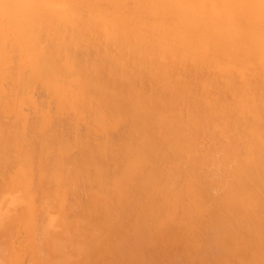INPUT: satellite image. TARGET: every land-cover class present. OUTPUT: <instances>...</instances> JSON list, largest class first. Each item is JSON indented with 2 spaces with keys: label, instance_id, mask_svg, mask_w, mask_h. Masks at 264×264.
Wrapping results in <instances>:
<instances>
[{
  "label": "bare ground",
  "instance_id": "1",
  "mask_svg": "<svg viewBox=\"0 0 264 264\" xmlns=\"http://www.w3.org/2000/svg\"><path fill=\"white\" fill-rule=\"evenodd\" d=\"M37 83L56 116L0 115L5 264H264V0H0V104Z\"/></svg>",
  "mask_w": 264,
  "mask_h": 264
},
{
  "label": "rangeland",
  "instance_id": "2",
  "mask_svg": "<svg viewBox=\"0 0 264 264\" xmlns=\"http://www.w3.org/2000/svg\"><path fill=\"white\" fill-rule=\"evenodd\" d=\"M17 57H18V55L17 54H13V58H15V60L17 59ZM30 74V72H27L26 74H25V72H24V75H23V77L24 78H28L29 79V77L30 76H28ZM7 78L8 79H10V80H13V77H11V76H7ZM14 79H17V77H15ZM25 80V79H24ZM4 83L6 82L5 80L3 81ZM5 84H7V82L5 83ZM7 86V85H6ZM32 87H29V89H27V90H31L30 92H28V93H23L22 91H24V90H21V93L19 94L18 92H17V94L16 95H20L19 97H17L16 95V97L14 96V99H13V102H7V103H12V104H10V105H6V103H3V104H0V115H2L1 116V119H2V117L4 118V116H5V118H4V120H6L5 122H8L9 120L10 121H15V118L13 119L12 117V119H6L7 117H8V115H12V116H14V117H16L15 116V114H14V112H15V110H16V112H18V114H22L23 115V113H24V115L25 116H27V119H28V117H29V119H31L32 121H33V125L36 123V125H37V118L39 117H33V115L37 112L38 113V111H36L35 110V106H36V109H39L40 107H42L43 109V111L45 110V109H49L48 110V112L50 111V113L52 112L53 113V115L54 116H56V114H54L55 113V108H56V106H54L55 104H53L54 102V100H50L51 98L49 97V101H48V94L45 96V94H46V92H44V89H42L43 87H42V85L40 84H36L35 86L34 85H31ZM41 86V87H40ZM6 88V87H5ZM18 88H20V87H18ZM31 88V89H30ZM32 88H33V90H32ZM21 89V88H20ZM19 90V89H18ZM17 90V91H18ZM25 94V95H24ZM31 95V96H30ZM32 96H34L33 98H32ZM38 96H40V97H38ZM44 96H45V100H46V102L44 101ZM43 97V98H42ZM19 98V99H18ZM29 99L30 101L28 102L27 101V99ZM39 100V102H37L36 100ZM40 98V99H39ZM22 99V100H21ZM42 99V100H41ZM24 100H25V102H24ZM35 100V101H34ZM43 102L44 101V104L45 105H42V103H40L41 101ZM20 102V103H19ZM23 102H24V104H23ZM48 102V103H47ZM13 103H14V105H13ZM41 104L42 106H40V105H35V104ZM51 104V106H50V104ZM49 104V105H48ZM21 105H23V106H21ZM26 105H29V106H27V107H25ZM30 105H31V107H30ZM47 105V106H46ZM40 106V107H39ZM43 106H46L45 107V109H44V107ZM54 107V109H53V107L50 109L49 107ZM66 107H64V109H65V116H70V118L72 117V115H73V113L72 112H70V111H68L69 110V108L70 107H67V106H69V105H65ZM38 107V108H37ZM18 110H17V109ZM28 108V109H27ZM32 108V109H31ZM15 109V110H14ZM25 109V110H24ZM29 109H30V111H29ZM9 110H12V111H14V112H10ZM27 111H28V113H27ZM36 111V112H35ZM68 111V113H66ZM8 112V113H7ZM71 114H70V113ZM13 113V114H12ZM27 113V114H26ZM36 113V115H34V116H37L38 114ZM51 113V114H52ZM5 114V115H4ZM28 114H31V116H29ZM50 114V115H51ZM4 115V116H3ZM52 116V115H51ZM64 116V117H65ZM31 117V118H30ZM53 117V116H52ZM50 118V121L52 122L51 124H49V126H54V125H52V124H55V122L53 123V121H56V117L54 118ZM9 118V117H8ZM33 118H35V119H33ZM53 119H55V120H53ZM87 119V118H86ZM29 121L30 122V125L32 124L31 122L32 121ZM35 120V121H34ZM9 121V122H10ZM37 121V122H36ZM29 122H28V124H29ZM35 122V123H34ZM11 123V122H10ZM6 125H9V123H5ZM38 126V125H37ZM78 128L80 129V128H83L84 129V126H83V124H80L79 123V125H78ZM52 129V128H51ZM53 129H55V127L53 128ZM82 129V130H83ZM32 131H33V128L31 129ZM36 131V129H34V132ZM32 133V134H36V133ZM80 132L82 133V131H81V129H80ZM104 132V131H103ZM103 132L101 133V135L103 134ZM31 133V132H30ZM32 134H31V137H32ZM29 135V134H28ZM72 150H76V148H72ZM41 161V159H35V162H40ZM29 171L27 170V171H25V170H20V171H16V172H13V173H3L2 174V177H1V179H4V180H6V182H10L12 185H17V184H19L20 182L22 183V181H24L25 179H24V176L28 173ZM49 179V178H48ZM24 185V184H23ZM25 186V185H24ZM17 188H19V186L17 187ZM17 188H11V189H9L8 190V193H10V192H15V191H19V190H22L23 189V187H21V188H19V190H16ZM60 188V187H59ZM60 189H62V188H60ZM25 190V189H24ZM53 190H54V187L53 188H49V189H47L46 191H48V193L50 194V196H48V197H52V198H56V199H58V198H64V199H68V200H70L71 202H72V204H71V210H72V215H73V217H74V220L76 219V217H78V216H80L82 213H83V211H84V209H85V206H84V198H81V199H74L71 195H66V193H65V190L66 189H62L63 190V193H60L59 195H54L55 193H53ZM78 191H79V194L80 195H82V196H84L85 195V191H84V189L83 188H81V187H79L78 189H77ZM4 192H5V190H4ZM92 199V198H91ZM4 208H0V210H3ZM55 215H56V219L60 222V225L59 226H56V229H55V237H56V239L58 238V239H60L61 237L60 236H62V235H64V233H63V229H62V224H61V219H60V215H61V207H60V204H59V202H55ZM71 230H72V235H73V239L75 240V241H79V242H81V243H83L86 239H87V237L89 236V234H91L92 233V231H93V229L92 228H87V229H85V233H84V235H80L79 233H77L75 230H74V227H72L71 226V228H70V232H71ZM70 234V233H69ZM68 238H69V235H68ZM110 238V237H109ZM6 241L8 242V241H10V238L8 239H6ZM7 253V254H6ZM2 252V254H3V259L5 260L4 261V263L2 262V264H5V263H7V262H9V260H10V262L14 259V257L12 256V254H10V253H8V252ZM1 253H0V255H2ZM4 254H6L5 256H4ZM9 254H10V256H9ZM9 257H10V259H9ZM89 258H96V260L95 261H93L91 264H93L94 262H100L101 260H103L105 257H106V255H105V252H104V250L103 249H95L93 252H91L90 254H89V256H88ZM0 261H1V259H0ZM3 261V260H2ZM1 263V262H0Z\"/></svg>",
  "mask_w": 264,
  "mask_h": 264
}]
</instances>
